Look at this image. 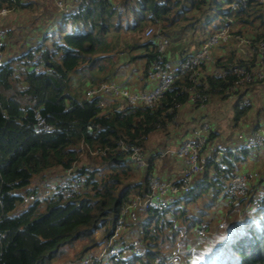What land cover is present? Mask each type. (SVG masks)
Instances as JSON below:
<instances>
[{"label": "trees", "instance_id": "16d2710c", "mask_svg": "<svg viewBox=\"0 0 264 264\" xmlns=\"http://www.w3.org/2000/svg\"><path fill=\"white\" fill-rule=\"evenodd\" d=\"M84 1L82 10L71 15L59 13V18L48 26L54 29L48 38L52 40L49 46L44 44L46 32L20 58L6 61L0 68V264H53L70 253L76 263L98 249L96 231L103 229L104 240L113 233L121 207L131 197L144 196L147 176L154 174L153 161L159 153L147 151L149 138L170 135L167 128L179 107L188 103L193 84L187 75H182L154 107L128 105L116 99L107 100L103 107L106 100L102 95L86 98V91L111 82L122 67L141 60V79L148 80L159 35L168 38L177 31L193 30L202 20L214 16V9L223 26L228 13L224 6L236 0H164L162 5L156 0ZM32 4V0H0V11L22 10ZM118 7L123 8L122 13ZM231 15L234 25L251 31L248 37L252 43L264 39V18L257 0H248L244 9ZM149 25L157 26L159 35L145 39L143 33ZM235 34L243 33L238 30ZM224 46L230 50L224 57L214 58L215 65L235 63L248 69L256 66V56L245 59L232 49V44ZM35 51L41 52L44 69L38 74L31 65ZM184 53L181 51L178 58ZM74 73L78 76L76 82L71 77ZM234 81L232 74L213 76L206 66L198 88L207 87L208 102L212 97L227 100V88ZM256 84L245 87L239 95H246L249 87ZM249 110L250 104L240 108L236 101L234 121ZM36 114L53 130L36 134ZM261 127L257 124L252 129ZM213 139L210 128L209 144ZM121 145L143 147L145 169L135 167L129 159L130 152ZM249 153L228 152L222 159L224 170L208 161L190 192L179 198L169 212L172 220L157 210L144 213L137 222L142 241L137 254L92 264H264V199L242 217L233 216L227 222L204 261L195 259L192 263L193 254L186 250L192 229L205 223L219 199L230 200L221 196L223 184L213 178H231L241 173ZM84 156L89 163L74 168ZM69 169L86 177L80 194L27 200L39 192L31 187L35 178ZM263 184L262 173L240 202L254 200ZM201 201L204 203L199 207ZM227 202L231 204L229 209L234 207L233 201ZM23 203L29 204L16 214L17 205ZM190 205L198 207L195 214H189ZM168 249L180 250L177 263L170 261Z\"/></svg>", "mask_w": 264, "mask_h": 264}, {"label": "built area", "instance_id": "2783aa9c", "mask_svg": "<svg viewBox=\"0 0 264 264\" xmlns=\"http://www.w3.org/2000/svg\"><path fill=\"white\" fill-rule=\"evenodd\" d=\"M71 6L61 5L64 15H71L77 13L85 7L84 0H69ZM158 4H163L164 1L156 0ZM260 4L263 18H264V0H257ZM248 0H236L229 5L225 23L208 39L204 40L201 47L194 51L183 55L182 58L176 60L168 59L169 40L166 37L159 36L156 41V56L151 63L150 71L148 73V80L153 86L145 92L129 93L121 89L112 82H103L89 89L86 93V98H91L97 94L105 98L122 99L128 105H144L147 107L156 106L163 98L164 93L169 89L171 84L181 77L187 75L188 80L193 84L189 90V101L199 108H203L209 100V93L206 92V86L201 90L198 88L199 79L202 71L206 66L210 67V73L218 78H224L228 74L235 76L234 84L227 88L226 93L229 97L235 98L239 107H244L249 104V99L246 95H239V92L247 86L258 83L263 80L262 66L264 64V39L252 43L248 36L235 34L233 31L234 22L231 13L236 10H242L246 7ZM121 7L117 8L120 12ZM10 10L3 9L0 14ZM151 26H147L144 30L146 38H151L153 35ZM50 36L48 32L46 37ZM6 33L0 30V68L5 64L2 54L5 51L4 41ZM236 41L242 46L241 49L243 58L249 59L252 56L257 57L256 66L253 68H246L235 63H228L226 66H219L212 61L210 50L214 45L222 43H230ZM31 65L35 73L43 72V64L41 63V52L35 51L33 53ZM177 115L173 120L175 126L178 125L176 120ZM35 133L49 132L53 130L52 125H48L39 114L35 115ZM210 126L203 123L201 126L192 130L190 136L184 138L174 151L175 155L180 158L184 165V173L181 179L175 181H161V178L154 176V174L147 176V192L144 196H134L121 207L119 216L116 220L113 233L105 239V246L98 255H92L83 260L72 264H92L99 262H106L110 259H117L121 256H131L137 254L141 246V241L136 239L130 243H123L118 240L119 233L126 228V225L131 222L139 221L138 214L146 213L153 209L160 212H170L179 198L184 197L190 192L195 176L203 172L204 167L208 161H214L222 170L226 167L223 163V157L232 151L248 150V151H264V129H251L247 136H245L235 147H228L222 144H209ZM121 149L130 152L129 159L133 165L139 169H145L147 162L145 159V152L143 147L136 145H121ZM159 151V152H158ZM160 153V150H157ZM169 151L162 150L163 155ZM219 180L223 184L222 195L234 201L232 213L237 216H242L249 212L257 205L259 200L264 199V184L258 189L256 198L251 201L243 203L241 199L245 198L248 193L250 185L257 180L258 174L256 172H242L236 174L231 178L222 175L214 177L213 180ZM86 177L75 169L63 171L60 178L54 183H47L42 189L38 188L37 195L28 197L27 200H44L46 198H54L62 196L68 198L73 195L80 194L85 189ZM131 223V224H137ZM224 221H221L222 225ZM203 232L201 226L198 230Z\"/></svg>", "mask_w": 264, "mask_h": 264}, {"label": "rangeland", "instance_id": "374dc122", "mask_svg": "<svg viewBox=\"0 0 264 264\" xmlns=\"http://www.w3.org/2000/svg\"><path fill=\"white\" fill-rule=\"evenodd\" d=\"M32 1H33V4L31 6H28L27 8H23L22 10H17V11H12V12L8 11V12H5L4 15L0 14V21H1L0 30L5 31L6 38L8 41L9 40L14 41L13 43L17 44L16 48L18 47V45H20V43H22V46L33 47L35 44H37V38L39 35H43V34L45 35L46 32H49V33L53 32L54 33V29L51 30V28L49 29L48 26H51V23L56 21L59 18V15H60L59 13H63L61 5H63L64 8H65V6H71L72 5V3L69 2V0H32ZM158 1H162V0H158ZM186 5H187V3L185 2V6ZM228 8H229V6L225 5L224 11ZM121 10L122 11H120V12L122 13L123 8ZM217 12H218V10L214 9V13L216 14ZM215 14H214V16H211V18H208L206 21L202 20L198 24V26L193 30L177 31L178 32L177 35H172V37H168L167 39L169 40V48L173 47L174 52H177V51L181 52L183 49H187L188 45H189V47H191L195 51L198 50L201 47L204 40L208 39L213 33H215L222 26V24L218 20V17ZM207 15L209 16L210 13L206 14L203 17V19H205V17ZM149 26H151L153 29L152 35H154V34L159 35V32H158L159 29L157 26H153V25H149ZM238 30L242 31L243 34H241V35H243V36L251 35V31H248L247 29H243L241 27V25L240 26L238 24L234 25L233 31L236 33ZM44 35H43V37H44ZM159 36H161V35H159ZM143 37L145 39H148V38H146L144 33H143ZM162 37H164V36H162ZM173 37H175V38H173ZM6 38H5V41H6ZM48 38H49V36H47L45 38L46 41H44V44L49 46L51 44L52 40H51V38L50 39H48ZM5 41H4V45H6ZM26 44H28V45H26ZM227 44H229V43L217 44V45H214V47H212V49L210 50V55H211L212 61L214 60V58H220V57H223L222 55L226 54L227 50L225 49L224 45H227ZM231 47L233 49L234 45H232ZM229 50H230V48H228V51ZM188 51H190V48L188 49ZM191 51H193V50H191ZM227 54H228V52H227ZM2 57L4 60L5 59L4 54H2ZM16 63H21V61H18ZM143 63L144 62L141 61V62H137L135 64H132L130 66L122 67V69L119 70V73L120 72L125 73V76L123 78L127 77L128 80L131 79V80H135V81L139 82L141 77L137 76L138 71H136V69L141 67L143 65ZM262 73H263V79H264V64L262 66ZM76 74L77 73H74L71 75V77L73 78V81H75V79H76ZM140 82L142 83V81H140ZM80 92H83V90H81ZM129 93H132V92H129ZM260 95H261V93H258V95L255 98L251 97L250 101H249L250 107L252 109L254 108V110L257 109L261 112L260 116L258 118H255L254 117L255 114L253 115L254 110L248 111L246 114L241 116L239 118V120L236 122L234 121V112H233L236 99L229 97L226 100V102H220L217 106H215L216 110H219L217 113H216V111L212 112V109L207 107L211 100L206 103V105L204 106L205 107L204 114L207 115L208 122L213 121L214 120L213 117L215 116L216 118L219 117L218 121L221 122L220 124L223 125V127L221 128V131L219 132V139L214 140L213 144L230 145L232 143L233 137H238V139H239L240 135L245 136L246 132L249 131V129L254 124H261V126H262L261 128L264 129V95L262 94V97H260ZM247 97L249 99V96H247ZM103 98H105V97H103ZM105 100L106 101H104L102 103L103 107L106 105L107 100L109 101V100H111V98H105ZM118 100L124 102L120 98ZM109 104L110 103H108V105ZM211 106H213V105H211ZM194 108H195V111H192L190 108H187L186 113H185L186 116L185 115L184 116L186 117L185 119H189L188 118L189 116H195L197 114L196 116L198 118H200L196 123L197 124L196 126H198L201 122L206 121V120L201 118L202 116L200 117V115H202L203 113H197L196 108H199V107H194ZM199 109H201V108H199ZM210 113H212V114H210ZM177 123L180 125V127L178 126L176 129H173L174 130L173 134H175V132H177V135H178L179 130L181 131V129H182V127H181L182 124H180V123H182V116L180 117V119H177ZM170 127H171V125H169V127L167 129H169ZM170 130H172V127ZM157 136H159L158 141L156 143H153L152 140ZM172 138L175 141L177 139L176 137H172ZM180 140L181 139H179L178 142ZM227 140H229L231 142L229 143V141H227ZM164 141H165V139L162 138V136H160V135H156V136L149 138L148 143L150 142V144L147 145V151L149 149H153V151L160 150L161 152L157 156L160 158L155 160V166L160 168V165L162 163L166 164L168 162V164L173 165V167L176 169H179V171H181V169H182V172L179 175L180 178H178V179H181V177L184 173L183 162L180 158H178L180 160V164L176 163L175 162L176 158L174 155L173 156L167 155L170 151L167 154L163 155L162 150L163 149L167 150V147H168V146L166 147V145L163 144ZM226 141H227V143H226ZM176 147L177 146H175L173 148H176ZM79 149H80V146H79ZM82 149L83 148H81V150ZM256 152H258V151H250L249 157H254V156L258 155V154H256ZM94 154H97V153H93V155ZM249 159H252V158H249ZM88 163H89V161L87 160V157L84 156L83 159L81 160V162L78 163L76 166H74V168H76V167L79 168L82 165H86ZM243 165L246 167V170L249 172L254 173L253 171H257L258 177H260L262 175V173L264 175V170L263 171L261 170L263 163H262V159H260V158L247 161V164H243ZM248 168L249 169L251 168L252 170H249ZM62 174H63V172H60L59 170H54L50 173L47 172L43 176L35 178L33 180L31 187L42 189V187H45V184H47L49 182L54 183L55 181H57V179L60 178V176ZM154 176L158 177L159 179L161 178L160 176H158V173L157 174L154 173ZM196 176H195V178H196ZM162 180L163 181H175V179H170V178H161V181ZM227 201H233V200L232 199L227 200L225 198H221L217 202L216 206H214L210 210V214L207 217H205V223L202 225V227L204 229L203 232L200 231V233H199L198 230L200 229V227L192 229L191 235L189 236V238L187 240V246H186L187 247L186 250L193 254L190 256V261H192V263L195 262V259L196 260L202 259V260H200L201 262L204 261L206 259V254H210V251L212 249V242L215 240V238H217L221 235L220 232L223 231V229H225L224 227H227L226 223L231 222L232 221L231 219L234 218L233 216L239 218V216L232 213V208H230L231 210L229 209V205H231V204L228 203ZM199 203H200L199 207H201L204 202L201 201ZM28 204L29 203H25V204L23 203V204L17 205L15 213L16 214L20 213L24 208L27 207ZM244 204H242V205H244ZM215 209L220 211V213L223 216L222 217L220 216L217 219L214 218L213 220H210L213 217L212 213ZM169 211H170V213H172L173 208H171ZM189 211H190L189 214H195L196 211H198V207L196 208V207H193L192 205H190ZM170 213L167 212L166 214L169 217V219L172 220L173 216ZM227 214H229V215H227ZM242 216H240V217H242ZM138 217L140 220L142 218H144L142 213H139ZM221 221H224V223L222 225H220ZM136 222L137 221L131 222V223H136ZM131 223H128L126 225V228L119 233L118 240L122 239V242H125V243H130L131 241H134L136 239L140 240L138 237L139 227L137 226V224H131ZM103 232H104L103 229H100V230L96 231V233H95L96 239L99 242V246L93 255H98L103 250V248L105 246V241L103 239ZM141 245H142V241H141ZM140 248H141V246H140ZM196 251H198L199 253L197 252L198 254H196L195 253ZM179 252H180V250L172 251V249H168L166 251V253H168L170 255V261L175 262V263H177L176 261L178 259L177 257H178ZM194 253H195V255H194ZM71 258H72V255L70 253L69 256L56 259V261L53 264H72L73 262H72Z\"/></svg>", "mask_w": 264, "mask_h": 264}, {"label": "crops", "instance_id": "0c3cea01", "mask_svg": "<svg viewBox=\"0 0 264 264\" xmlns=\"http://www.w3.org/2000/svg\"><path fill=\"white\" fill-rule=\"evenodd\" d=\"M10 12H12V11H10ZM0 24H1V21H0ZM51 30H53V29H51ZM248 36V35H247ZM39 37V36H38ZM38 39V38H37ZM6 43V45H5V51H4V57H5V61H10V60H12V61H14L15 59H18V58H20L21 57V55H23L27 50H29V49H31L29 46H22V43H20V45H18V47L16 48V45L17 44H15V43H13L14 41H11V40H7V38H6V41H5ZM232 45H234V47H233V49H235V51L238 53V55H240V56H242L243 57V55H242V52H241V49H243L242 48V46L241 45H239L236 41H231L230 42ZM24 44V43H23ZM175 44V43H174ZM26 45H28V44H26ZM36 45V44H35ZM34 45V46H35ZM191 46V45H190ZM29 47V48H28ZM190 48V51H188V49ZM226 50H227V52H229L228 51V48H225ZM174 49H173V47H171V48H169V51H170V54H168V59H170V60H176L177 58H178V56H179V53H180V51H177V52H174L173 51ZM191 50H193V51H191ZM183 52H185L184 53V55H186V54H188V53H193L195 50L194 49H192L191 47H189V45H188V48L187 49H183L182 50ZM227 52H226V54L225 55H227ZM225 55H222L223 57L225 56ZM175 58V59H174ZM142 61V60H141ZM141 61H138V62H141ZM142 69H143V65L141 66V67H139V68H137L136 69V71H138V75L137 76H142ZM133 75V74H132ZM125 76V73H118L112 80H111V82L112 83H114V84H116L117 86H119L121 89H123V90H126V91H128V92H132V93H140V92H145V91H148L152 86H153V84L149 81V80H143L142 81V79L140 78V81H142V83L139 81V82H137V81H135V80H128V78L127 77H125V78H123ZM76 77H78L77 76V74H76ZM248 93H247V96H249V101H250V98L252 97V98H255L257 95H258V93H261V95H260V97H262V94L264 95V79L262 80V81H260L259 83H257L255 86H251V87H249V89H248V91H247ZM259 97V98H260ZM230 98H232V97H230ZM235 99V98H234ZM116 100H118V99H116ZM122 102V101H121ZM220 102H226V100H221V99H218V98H215V97H212V99H211V101L209 102V105L207 106L208 108H211L212 109V112H214V111H216V113L219 111V110H216V107L215 106H217ZM211 105H213V106H211ZM249 105V104H248ZM194 107H197L196 105H194V104H192L190 101H188V103L186 104V105H184V106H180L179 107V109H178V112H177V117H176V120L177 119H180V117L182 116V123H180V124H182V129H181V131L179 130V134L177 135V132H175V134H173V132H174V130L173 129H176L178 126L180 127V125L178 124L177 126H175L173 123L171 124V127H172V130H170L171 129V127L168 129V131L170 132V135H168L167 136V138H164L163 136H162V138H164L165 139V141L163 142V144L164 145H166V147H167V150L166 151H170L167 155H171V156H175V162L176 163H178V164H180V160L178 159V157L175 155V153H174V151L178 148V146H179V144L181 143V141L184 139V138H186V137H188V136H190V134H191V132H192V130L193 129H195L196 127H199V126H201L203 123H207L209 126H210V128H211V130H212V132L214 133V139H213V141L214 140H218L219 139V132L221 131V128L223 127V125L222 124H220L221 122H219L218 120H219V117L218 118H216L215 116L213 117L212 115V117H213V121H209L208 122V120H207V115L206 114H204V111H205V107L204 108H201V109H199V108H196V110H197V113H203L202 115H200V117L201 118H203V119H205L206 121H203V122H201L198 126H196L197 124V121L200 119V118H198L196 115L195 116H189L188 118L189 119H185L186 117V109L187 108H190L192 111H195V108ZM252 108L250 107V110L249 111H253L254 110V108L251 110ZM260 111L259 110H254V113H253V115L255 114V118H258L259 116H260ZM195 114V113H194ZM210 114H212V113H210ZM185 115V116H184ZM220 124V125H219ZM254 125H257V124H254ZM254 125L249 129V131L254 127ZM259 126H261V124H259ZM169 127V126H168ZM179 129V128H178ZM176 131V130H175ZM249 131H247L248 133H249ZM246 132V135L245 136H247L248 135V133ZM156 135H159V134H155V135H153V136H156ZM153 136H151V137H153ZM161 136V135H160ZM245 136H243V135H240V138L238 139V137H233V139H232V143L230 144V145H226V146H228V147H235L236 145H238L239 143H240V141L245 137ZM150 137V138H151ZM172 137H176L177 139H176V141L175 140H173V138ZM180 137V138H179ZM158 139H159V136H157V137H155L152 141H153V143H156L157 141H158ZM179 139H181L179 142H178V140ZM227 141H229V140H227ZM227 141H226V143H227ZM231 141H229V143H230ZM179 143V144H178ZM150 144V142L148 143L147 142V144H146V147H147V145H149ZM168 144V145H167ZM175 146H177L176 148H173V147H175ZM173 148V149H172ZM149 150H151V149H149ZM256 154H258V155H256V156H254V157H249L248 156V158H247V160L243 163V164H247V161H250V160H253V159H257V158H260V159H262V163H263V166H262V171L264 170V151H258V152H256ZM158 158H160V157H156L155 158V160H157ZM249 158H252V159H249ZM249 159V160H248ZM155 160L153 161V173H158V176H160L161 178H170V179H178V178H180L179 177V175H180V173L182 172V169H181V171H179V169H176V168H174L173 167V165H171V164H168V162L166 163V164H164V163H162L161 165H160V168L159 167H156L155 166ZM244 166V165H243ZM242 166V172H247V170H246V167L244 166L243 167ZM249 169V168H248ZM249 170H252L251 168L249 169ZM54 171V170H53ZM60 172H63L62 170H59ZM240 171V172H241ZM52 172V171H51ZM241 172V173H242ZM253 172H256L257 173V171H253ZM50 173V172H49ZM224 214V213H223ZM228 215V214H227ZM212 219H210V220H213L214 218L215 219H217L218 217H222L223 215L220 213V211H218L217 209H215L214 211H213V213H212ZM227 224V223H226ZM218 225V224H217ZM226 226V225H225Z\"/></svg>", "mask_w": 264, "mask_h": 264}]
</instances>
